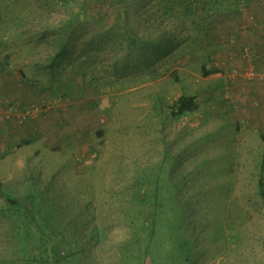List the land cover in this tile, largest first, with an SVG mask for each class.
<instances>
[{
	"label": "rangeland",
	"instance_id": "374dc122",
	"mask_svg": "<svg viewBox=\"0 0 264 264\" xmlns=\"http://www.w3.org/2000/svg\"><path fill=\"white\" fill-rule=\"evenodd\" d=\"M253 2L0 0V264H264L263 102L230 86L264 68L214 39Z\"/></svg>",
	"mask_w": 264,
	"mask_h": 264
},
{
	"label": "crops",
	"instance_id": "0c3cea01",
	"mask_svg": "<svg viewBox=\"0 0 264 264\" xmlns=\"http://www.w3.org/2000/svg\"><path fill=\"white\" fill-rule=\"evenodd\" d=\"M250 11L255 15V19L252 16L251 13H249V16L246 17L248 20L246 22V26L240 27L243 32L239 33L238 30V24L242 23L243 21H239V18L241 16L235 15V20L237 21L236 27H230L224 30L223 36L218 37L215 35L214 39L216 40H227L232 38V35H235L238 37V40L242 44H238L236 46V41L231 42V46L225 45V51L229 53L230 56L234 58L233 62L237 64L236 66L239 67V70L245 72L246 70L255 69L256 71L258 69H263L264 67V0H254V2L251 4V7L248 8ZM249 11V12H250ZM244 14H242L243 16ZM245 22V17H244ZM217 42V41H216ZM249 52V53H247ZM248 54V55H246ZM244 57L243 62L241 61V57ZM242 57V58H243ZM249 68V69H248ZM9 78H5L2 80L7 83ZM231 89L235 92H239L241 94V97L237 98L238 100H241L244 104V115H248L250 117H254L255 115H259L257 110L254 109L252 106L253 100L255 98H261V102H263V111L264 112V92L259 91L257 86V83H250L247 82L244 79H235L231 80L230 83ZM263 98V99H262ZM264 115V113H263ZM256 117V116H255ZM5 128L3 127L2 123H0V142H5ZM2 145L0 144V176L6 177L4 169L7 168V159L6 155L2 154L5 151H2ZM7 152V151H6Z\"/></svg>",
	"mask_w": 264,
	"mask_h": 264
},
{
	"label": "trees",
	"instance_id": "16d2710c",
	"mask_svg": "<svg viewBox=\"0 0 264 264\" xmlns=\"http://www.w3.org/2000/svg\"><path fill=\"white\" fill-rule=\"evenodd\" d=\"M172 40L173 39L170 37L167 39L168 42H166V44L168 43L169 47L171 48L174 47V42ZM140 43L144 46L146 45V43L143 42L142 40ZM151 44L156 46L154 42H151ZM164 46L166 45L164 44ZM157 47L158 46H156V48ZM240 73L242 72H238V74ZM260 81L263 82L262 80ZM158 94L161 96V102L165 101V103L167 104L169 108H171V111L173 112L175 116L184 115L189 110L194 108L195 99L187 95L185 87L183 86L178 73L175 71H173L168 76V78L165 80V82L160 86ZM260 186H261V193L264 195V183L261 182ZM64 250H65V247L63 245H58L57 252H56L57 255L60 256L59 254L60 251L62 252ZM71 250H73L72 253H70ZM71 250L68 252V254H69V257H71L73 261L75 262L77 259L76 256L78 255V246H73V249Z\"/></svg>",
	"mask_w": 264,
	"mask_h": 264
},
{
	"label": "built area",
	"instance_id": "2783aa9c",
	"mask_svg": "<svg viewBox=\"0 0 264 264\" xmlns=\"http://www.w3.org/2000/svg\"><path fill=\"white\" fill-rule=\"evenodd\" d=\"M252 76H254L255 74L254 73H252L251 74ZM260 75V74H259ZM258 76V75H257ZM260 80H262L263 81V83H264V74H262L260 77H258ZM18 108H20V106H19V104L17 103V104H15V106L13 107V108H11V112L12 113H16V112H18L19 111V109ZM27 113L26 114H30L31 113V111L30 110H28V111H26ZM35 112V111H34ZM32 114V113H31ZM28 116V115H27ZM23 118H25V112L23 113Z\"/></svg>",
	"mask_w": 264,
	"mask_h": 264
}]
</instances>
